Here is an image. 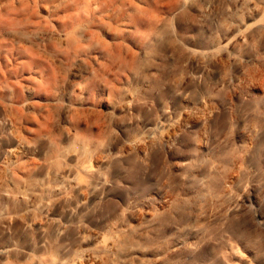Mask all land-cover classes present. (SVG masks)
<instances>
[{
  "label": "rangeland",
  "instance_id": "rangeland-1",
  "mask_svg": "<svg viewBox=\"0 0 264 264\" xmlns=\"http://www.w3.org/2000/svg\"><path fill=\"white\" fill-rule=\"evenodd\" d=\"M148 1L135 2L147 8L154 0ZM186 1L189 6L169 16L147 46L130 43L136 56L119 59V80L87 71L73 81L72 99L68 93L61 101L39 98L37 106L22 109L24 147L11 160L4 156L12 141L8 104L0 100V264L62 256L78 237L74 226L58 236L65 223H84L90 237L108 224L131 223L152 249L182 233L167 264H264V82L247 90L239 81L248 71L264 72V15L255 11L264 3L215 0L203 22ZM47 47L54 64L43 59L42 65H49V77L68 74V50ZM190 49L208 50L209 57L201 61ZM68 105L73 120L60 116ZM185 113L203 120L181 127L167 148L161 132L180 125ZM43 126L56 135H46ZM200 135L195 152L192 142ZM146 137L145 152L124 149ZM186 161L204 174L198 182H184ZM55 176L66 179L59 189L50 181ZM225 181L232 185L227 195ZM90 184L96 191L85 198ZM151 190L162 192L168 205H149L153 219L136 221L125 202ZM144 256L152 257L150 251Z\"/></svg>",
  "mask_w": 264,
  "mask_h": 264
},
{
  "label": "bare ground",
  "instance_id": "bare-ground-1",
  "mask_svg": "<svg viewBox=\"0 0 264 264\" xmlns=\"http://www.w3.org/2000/svg\"><path fill=\"white\" fill-rule=\"evenodd\" d=\"M135 1L8 0L7 6L4 2H0V100L8 104L6 115L11 121L12 135L11 144L4 150L6 158L10 160L16 158L24 147L19 131L25 118L22 109L37 106V100L34 99L51 101L52 96H55L61 101L67 93L69 99H72L75 93L73 81L83 78L87 71L95 74L96 78L108 73L119 80L121 76L118 72L119 59L123 54V59L136 56L134 51L136 47L132 48L130 43L137 48L147 46L153 37L163 33L169 16L182 12L184 7L189 6L186 0V2L154 0L147 9L144 8L145 5L138 6ZM138 1L146 3L148 0ZM236 1L254 7L257 3V0ZM261 3L263 4L264 0ZM190 4L195 6L198 18L204 22L212 16L215 0H191ZM5 11H7L6 16L3 14ZM255 11L259 15H264V6L256 8ZM251 28L252 26H248L239 32L242 36H246ZM48 44H56L68 50V74H55L53 78L49 77L46 70L49 69V65H45L46 67L42 65L43 59L50 60L54 64ZM190 54L201 61L209 57L208 50L190 49ZM213 57L219 59L220 55L215 54ZM239 81L247 90L258 88L264 82V72L248 71L239 78ZM89 94L93 96L96 92L92 89ZM51 104L45 105L48 109H52ZM184 115L186 116L180 125H170L164 130L165 132H161L160 139L167 148L176 139L181 127L187 124L198 125L203 120L199 114ZM60 116L63 118L68 116V119L73 120L71 106L68 105V110L64 109ZM43 132L46 135H56L55 130L49 126H43ZM201 137L200 135L198 140L192 142V150L195 152L200 151L198 143ZM148 138L133 140L126 144L124 149L127 152L143 153L149 146ZM184 165L185 183L198 182V179L204 176L200 173L199 166L187 161ZM208 169L212 170V166L208 165ZM50 181H58V178L55 176ZM65 183L66 179L63 178L55 183L54 188L59 189L60 185ZM92 186V184L86 186L85 198L95 193L97 187ZM231 187L232 185L225 181V195L231 192ZM192 193L193 191L189 190L187 197L190 198ZM210 197L211 200L214 199L211 195ZM163 198L164 194L156 190H151L146 196L133 194L126 200L125 207L134 210L131 216L136 221L142 220L143 217L150 221L154 217V212H150L149 205L153 209L163 208L169 202L164 201ZM169 198L172 199L171 196ZM79 202L82 203V200ZM138 204L144 209L138 208ZM28 224L36 225V223ZM65 224V229L57 228L58 236H62L68 227L74 226L78 230L77 243L66 246L62 256L41 258L35 261L37 264H167V252L171 248L172 252L177 251L182 244L183 234L178 233L171 244L168 242L164 246L156 245L152 249L151 245L145 243L144 232H139L138 227L132 226L131 223H123L122 226L108 224L105 230L95 233L93 237L87 234L84 223ZM183 227L186 234L194 230L191 225ZM131 236L134 238H130ZM149 251L152 257L148 260L144 259V255ZM105 256L109 257L108 261Z\"/></svg>",
  "mask_w": 264,
  "mask_h": 264
}]
</instances>
